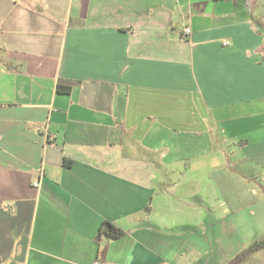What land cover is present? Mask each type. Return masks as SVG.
I'll use <instances>...</instances> for the list:
<instances>
[{
  "label": "crops",
  "instance_id": "1",
  "mask_svg": "<svg viewBox=\"0 0 264 264\" xmlns=\"http://www.w3.org/2000/svg\"><path fill=\"white\" fill-rule=\"evenodd\" d=\"M263 11L0 0V264H229L264 222Z\"/></svg>",
  "mask_w": 264,
  "mask_h": 264
},
{
  "label": "rangeland",
  "instance_id": "2",
  "mask_svg": "<svg viewBox=\"0 0 264 264\" xmlns=\"http://www.w3.org/2000/svg\"><path fill=\"white\" fill-rule=\"evenodd\" d=\"M263 16H264V11L261 13V17ZM259 25L264 29V17L260 19ZM251 149L252 148L245 150V154L247 156L248 155L253 156L255 154V152ZM245 185L248 186V193L250 194L255 193L256 195L258 194L262 195V193L264 192V175H260L258 178L248 180ZM255 194L253 195L255 196ZM253 195L251 196L254 197ZM252 211L248 213V209H247V211L244 214V223H246V230L244 232H239V234L236 232L235 235L230 232L228 237L226 236L223 239L221 238V242L223 245L221 246L222 249L228 248L229 251L230 250L232 251L240 244V250L238 252L239 254L243 250L247 249L253 243L259 242L264 238V222L261 221V218H258L256 214L253 215ZM257 263L264 264V250L251 254L244 261H241L237 264H257Z\"/></svg>",
  "mask_w": 264,
  "mask_h": 264
},
{
  "label": "trees",
  "instance_id": "3",
  "mask_svg": "<svg viewBox=\"0 0 264 264\" xmlns=\"http://www.w3.org/2000/svg\"><path fill=\"white\" fill-rule=\"evenodd\" d=\"M69 90H70V87H67V86L57 87L58 92L68 93ZM99 233H103L111 240H117L124 235V233L121 230H119L118 228H116L114 225H112L109 222H103ZM261 250H264V238L259 242L253 243L247 249L240 252L237 256H235V258L229 264H237L241 261H244L251 254L261 251Z\"/></svg>",
  "mask_w": 264,
  "mask_h": 264
},
{
  "label": "built area",
  "instance_id": "4",
  "mask_svg": "<svg viewBox=\"0 0 264 264\" xmlns=\"http://www.w3.org/2000/svg\"><path fill=\"white\" fill-rule=\"evenodd\" d=\"M184 33H185V34H189V33H190V30H189V29H186V30L184 31ZM50 139H52V138H50ZM38 185H39V183H35V184H34V187H38ZM91 264H103V263L97 260V261H95V262H93V263H91Z\"/></svg>",
  "mask_w": 264,
  "mask_h": 264
}]
</instances>
